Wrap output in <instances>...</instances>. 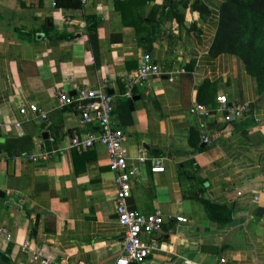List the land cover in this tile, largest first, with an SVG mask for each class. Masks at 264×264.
I'll return each instance as SVG.
<instances>
[{"label":"crops","instance_id":"obj_1","mask_svg":"<svg viewBox=\"0 0 264 264\" xmlns=\"http://www.w3.org/2000/svg\"><path fill=\"white\" fill-rule=\"evenodd\" d=\"M223 1L169 0L170 8L168 0H84L56 8L54 0H0V227L12 236L0 238L8 258L0 264H113L121 253L107 152L69 147L73 135L99 131L80 121L75 97L84 87L113 97L112 120L130 157L142 148L164 158L163 173L147 164L131 183V207L160 210L165 219L160 233L142 236L157 247L143 264H264V94L237 57L209 55ZM88 16L98 23L96 53ZM144 54L163 74L134 83L126 97L122 79L135 75ZM180 67L185 72L169 82L165 73ZM204 80L229 104H250V114L231 123L191 114ZM59 91L69 101L63 106ZM122 98L133 101L129 116ZM192 129L199 146L205 140L193 154ZM39 152L48 156L17 157ZM204 201L231 209V222H211ZM24 242L38 260L22 252ZM203 245L217 251L202 253Z\"/></svg>","mask_w":264,"mask_h":264},{"label":"built area","instance_id":"obj_2","mask_svg":"<svg viewBox=\"0 0 264 264\" xmlns=\"http://www.w3.org/2000/svg\"><path fill=\"white\" fill-rule=\"evenodd\" d=\"M81 3L84 0H80ZM185 72L183 67L165 73L169 82L173 81V75ZM160 67L154 62L151 55L144 54L139 62L134 76L122 79L125 83L126 97H131V86L134 83L147 81L150 78L162 75ZM59 106L67 104V98L63 92L57 93ZM86 101V103H84ZM216 107L211 111L210 107L193 103L189 112L193 115L207 120L213 116H219L225 123L241 120L248 116L251 105L248 103L229 104L226 96L219 95L215 99ZM75 103L80 112L82 124L99 127L98 132H85L75 134L70 138V148L78 154L87 152L96 145L102 146L108 155V167L114 173V183L116 186L114 196V213L117 224L123 228L122 250L116 257L113 264H143L145 260L156 250L154 240L145 241L142 236L160 233L165 222L160 210L153 214H141L129 204L131 196V183L137 180L142 166L149 165L151 174L164 172V158L147 155L144 149H139L136 157H130L124 146L125 134L112 120L113 97L103 88H79L75 97ZM40 118H45L46 113L32 106ZM2 123L0 122V129ZM48 154L46 152L25 153L17 157H25L31 162L44 160ZM135 161V163L133 162ZM258 200V198H254ZM177 222L185 223L186 218L175 217ZM0 238L10 241L12 236L5 227H0ZM24 253H30L33 260L40 258V253L34 252L28 242L21 246ZM41 264H47L45 259H41ZM61 264H73L61 260ZM84 264V263H76Z\"/></svg>","mask_w":264,"mask_h":264},{"label":"trees","instance_id":"obj_3","mask_svg":"<svg viewBox=\"0 0 264 264\" xmlns=\"http://www.w3.org/2000/svg\"><path fill=\"white\" fill-rule=\"evenodd\" d=\"M146 0H142L145 3ZM173 7V3H169ZM56 8H79L80 0H54ZM201 11L200 7L193 6ZM92 18L86 17L88 36L93 52L96 53L97 26L92 23ZM180 21V19H178ZM221 54L237 57L248 75L256 80L259 93L264 94V0H224L219 7L217 29L209 49L211 57ZM197 103L210 107L212 111L216 107V95L210 81L204 80L197 90ZM125 116L131 115L134 110L132 99L122 98ZM201 136L198 131L192 129L188 138V153H197L202 150L199 144ZM180 178H182L180 176ZM204 208L208 219L213 223L227 225L233 218L231 209L224 205L204 201ZM8 262L7 255L0 256Z\"/></svg>","mask_w":264,"mask_h":264},{"label":"water","instance_id":"obj_4","mask_svg":"<svg viewBox=\"0 0 264 264\" xmlns=\"http://www.w3.org/2000/svg\"><path fill=\"white\" fill-rule=\"evenodd\" d=\"M204 144H205V140L203 141L200 147H203ZM257 213L258 215H261V213H263V209L262 208L258 209ZM199 250L202 253H215L217 251V249L214 246H207V245L201 246Z\"/></svg>","mask_w":264,"mask_h":264}]
</instances>
